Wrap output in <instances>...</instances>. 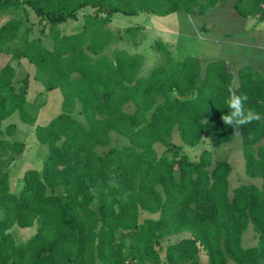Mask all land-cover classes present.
Instances as JSON below:
<instances>
[{
  "label": "trees",
  "instance_id": "obj_1",
  "mask_svg": "<svg viewBox=\"0 0 264 264\" xmlns=\"http://www.w3.org/2000/svg\"><path fill=\"white\" fill-rule=\"evenodd\" d=\"M226 1L0 0V16L13 15L0 25V54L29 60L43 85L29 100L30 76L17 86L12 62L0 65V264H191L203 253L206 264H264V119L239 128L221 119L230 111L229 87L264 116V74L243 66L234 83L225 60L204 66L193 54L179 59L162 39L152 45L159 61L143 73L146 55L121 44L139 46L145 25H110L116 13L204 14ZM29 8L48 21L51 48L33 36ZM235 8L264 20V0H236ZM82 10L83 28L63 33L61 24L78 20ZM55 89L62 112L36 123ZM16 112L49 148L42 170L24 172L19 193L11 190L10 171L26 143L13 138L17 123H6ZM176 129L185 144L209 133L216 147L240 133L246 173L262 184L230 194L229 160L214 161L209 148L192 160L173 141ZM114 134L126 143L113 144ZM15 225L37 228L17 242ZM250 225L258 240L244 247ZM187 231L163 257L162 243Z\"/></svg>",
  "mask_w": 264,
  "mask_h": 264
},
{
  "label": "rangeland",
  "instance_id": "obj_2",
  "mask_svg": "<svg viewBox=\"0 0 264 264\" xmlns=\"http://www.w3.org/2000/svg\"><path fill=\"white\" fill-rule=\"evenodd\" d=\"M229 6V4H228ZM92 7H86V12H93ZM83 10L79 12V19H69L61 24V30L65 34L76 33L83 28ZM239 13L234 9V12L228 8L223 10H213L209 14H188L186 12H177L172 19L178 20V34H171L170 37L166 34H161L163 37H167L175 45L174 51L177 58H183L186 54H197L201 57L204 64L212 58H226L231 63V68L235 72L234 83L238 82V70L243 65L253 66L255 69L264 71V24L254 26L252 18H242ZM12 14H3L0 16V25L10 19ZM155 15L150 13H141L139 15L130 16L122 13H116L114 21L111 22L113 26H127L130 24L143 23L149 25L148 38L142 41L139 51L146 54V62L142 72L147 73L153 67V65L159 61V56H155L153 46H150L158 35V28L153 23V17ZM30 23L34 27L33 36H38L43 39L44 45L51 48L52 41L49 36L48 21L41 20V18L29 8ZM157 17V16H155ZM159 17V16H158ZM163 17V16H160ZM168 23V18H166ZM165 22V21H164ZM252 22V23H250ZM166 23V22H165ZM160 25V23H159ZM208 26L206 29L202 26ZM161 26V25H160ZM45 27L42 32V28ZM114 29H117L113 27ZM169 31V29H167ZM147 36V35H146ZM145 42V43H144ZM244 42L251 44L250 46L244 45ZM121 46L128 48L133 52L134 48L129 43H122ZM155 52V53H154ZM12 64L17 69L16 81L17 86L20 85V80L29 75L30 88L27 98L33 99L37 92L43 88L41 82L34 79L36 71L35 65L26 58L22 60H12L8 54H0V65H4L7 62ZM45 98V97H44ZM62 99L63 95L60 89L52 90L49 94V99L45 106L40 109V114L36 123L47 124L54 116L62 112ZM129 111L134 109L133 105L127 107ZM80 120L84 121L83 115L79 112L74 113ZM13 121L17 123V132L13 137L16 140L26 142L25 151L17 156L15 164L11 167L10 183L11 190L15 193H19L24 185L23 175L29 168L42 170L44 160L47 158L49 148L47 144L41 143L35 134V126L26 124L21 121L19 113H14L6 123ZM173 141L180 144L184 148V152L187 153L192 160L199 158L201 151L204 148H209L213 151L214 161L218 159H228L232 165V172L229 176V191L233 193L234 188L243 184H262V178L252 177L246 173L245 157L242 150L243 139L240 133H237L235 138L228 143L221 146H214L211 142L209 133H206L204 140L197 145L185 144L179 134L178 129L173 133ZM124 138L114 134L113 144H125ZM264 143V138L262 140ZM164 145L161 143L156 144V149L159 153L164 150ZM106 149V148H104ZM102 151L103 148H98ZM60 191V189H56ZM1 215V210H0ZM37 226L20 227L15 225L10 231L14 235L17 242L24 241L32 236L36 232ZM190 236V232H183L179 235L173 236L169 240H165L162 246L159 247L162 256L165 255V249L169 242H175L183 237ZM256 232L253 230L252 225L244 232L242 245L249 247L257 243ZM206 256L204 253L196 261L191 264H206ZM228 264H240L232 259H229Z\"/></svg>",
  "mask_w": 264,
  "mask_h": 264
},
{
  "label": "crops",
  "instance_id": "obj_3",
  "mask_svg": "<svg viewBox=\"0 0 264 264\" xmlns=\"http://www.w3.org/2000/svg\"><path fill=\"white\" fill-rule=\"evenodd\" d=\"M235 1L236 0H228V1H226V2H222V3H219L217 6H215V7H213V8H211L210 10H208L206 13H204V14H209V12L210 11H213V10H223V12H225V10H227L228 8H230V10L231 11H233L234 12V9H235V11L238 13V11L236 10V8H235ZM228 4H229V6H228ZM93 9V8H92ZM84 13V12H83ZM175 14H177V12H174V13H171V14H169V15H166V16H163V17H158V15H155V16H157V17H153V23L157 26V30H158V35H157V37H155V39L153 40V42H152V44L150 45V46H152L153 44H154V42L157 40V39H162L163 41H165V42H167V43H169L170 44V46H171V49L173 50V52H174V55H175V51H174V47H175V45L176 44H174L172 41H170L167 37H163L161 34H166V35H168V37H170V35L171 34H178V20L177 19H172L171 17H173V16H175ZM195 14H199V13H195ZM203 14V15H204ZM154 15V14H153ZM238 16H240V17H242V18H246V17H243V16H241V15H238ZM166 18H168V23H167V21H166ZM248 18H252L253 19V23H254V26H259L260 24H264V20H262V21H260L257 17H252V16H249ZM114 21V17H113V20H112V22ZM166 23H165V22ZM159 23H160V25H159ZM250 23H252V22H250ZM136 24H143V23H136ZM136 24H130V25H136ZM130 25H127V26H130ZM143 25H145V35H147V36H145V41H146V39L148 38V29H149V25H146V24H143ZM127 26H113V27H115V28H125V27H127ZM203 28H207L208 26H206V25H203L202 26ZM167 29H169V31H167ZM145 43V42H144ZM252 44V43H251ZM251 44H249V43H247V42H244V45H246V46H250L251 47ZM142 45H144V44H140L139 46H137V47H134V48H136L133 52H135V53H137V52H139V53H143V54H145L144 52H142V51H139V49H137L138 47H140L141 48V46ZM155 53V52H154ZM190 54H192V53H190ZM146 55V54H145ZM186 55H188V54H186ZM185 55V56H186ZM193 55H196V56H198L200 59H201V57L199 56V55H197V54H193ZM155 56H157V53H155ZM184 56V57H185ZM183 57V58H184ZM183 58H179V59H183ZM212 60H225L227 63H228V65H229V68H230V70L233 72V70H232V68H231V63L229 62V60H227L226 58H212V59H210V60H208L207 62H206V64L208 63V62H210V61H212ZM201 61H202V59H201ZM202 64L205 66L206 64H204L203 63V61H202ZM243 66H249V65H243ZM243 66H241V67H243ZM240 67V68H241ZM252 68H254L253 66H251ZM239 68V69H240ZM255 69V68H254ZM258 72H260V73H262V74H264V71L263 70H258V69H256ZM239 71V70H238ZM234 73V76H235V72H233ZM237 76H238V73H237ZM236 78V77H235ZM238 81H239V77H238ZM238 83V82H237ZM43 89V88H42ZM41 89V90H42ZM51 92V91H50ZM50 92L48 93V99H49V94H50ZM48 99H47V101H48ZM32 100V99H31ZM43 108V107H42ZM41 108V109H42ZM26 143V142H25ZM27 146V145H26ZM26 149V148H25ZM21 155V154H20ZM16 161V160H15ZM15 164V162L13 163V165ZM12 167V166H11ZM11 172V171H10ZM179 235V234H178ZM205 256V255H204ZM206 261V260H205ZM228 263H229V261H228Z\"/></svg>",
  "mask_w": 264,
  "mask_h": 264
},
{
  "label": "clouds",
  "instance_id": "obj_4",
  "mask_svg": "<svg viewBox=\"0 0 264 264\" xmlns=\"http://www.w3.org/2000/svg\"><path fill=\"white\" fill-rule=\"evenodd\" d=\"M228 91L229 97L226 103L230 111L228 114L222 115L221 117L225 125L239 128L241 125L264 119V116L260 113L245 107L248 101V96L246 94H237L231 87H229Z\"/></svg>",
  "mask_w": 264,
  "mask_h": 264
}]
</instances>
